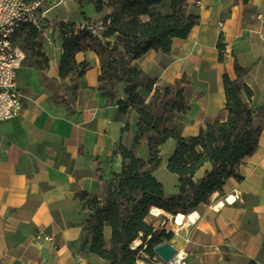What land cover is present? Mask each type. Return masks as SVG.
<instances>
[{"label": "crops", "instance_id": "0c3cea01", "mask_svg": "<svg viewBox=\"0 0 264 264\" xmlns=\"http://www.w3.org/2000/svg\"><path fill=\"white\" fill-rule=\"evenodd\" d=\"M171 2L164 0L153 10L166 13ZM56 8L60 10L51 14ZM56 8L46 13L47 18L84 21L75 0H64ZM84 12L97 21L110 10L98 13L89 4ZM190 12L200 21L186 40H174L169 55L151 51L134 66L157 79L160 86L191 73L203 79L211 72L215 89L203 81V98L197 109L211 121L226 117L225 100L217 111L213 98L215 91L225 96L223 75L234 79L237 61L250 69L242 82L254 92L250 105L262 124V134L257 150L239 166L241 180L229 179L222 194H214L208 204L196 208L201 220L189 234L181 231L182 238L188 235L189 244L180 237L171 243L187 252L188 264H264V0H191ZM221 33L230 47L223 61L218 49ZM56 51L45 72L54 85L34 84L26 94L20 87L21 117L0 123V264H109L82 248L90 211L76 194L104 193L105 182L122 167V157L117 154L122 129L129 117H138L132 112L121 115L103 96L98 81L100 62L93 51L77 55L78 62L87 61L91 68L79 81L73 114L65 105L54 104L58 87L64 90L76 83L75 79H59L62 43ZM192 106L190 103V109ZM123 143L127 144L124 138ZM234 191L240 193L234 205L213 210ZM110 234L108 228V239Z\"/></svg>", "mask_w": 264, "mask_h": 264}, {"label": "trees", "instance_id": "16d2710c", "mask_svg": "<svg viewBox=\"0 0 264 264\" xmlns=\"http://www.w3.org/2000/svg\"><path fill=\"white\" fill-rule=\"evenodd\" d=\"M84 21L101 23L98 35L82 32L75 35L76 22L53 20L55 30L62 40L59 79L76 83L63 92H55L54 104L65 105L73 114L80 89L79 81L90 70L89 62H78L79 53L93 51L99 58L100 91L121 115H137V127L130 145L123 143L117 154L122 157L120 172L112 174L106 182L102 197L87 192L77 193L86 201L90 211L85 221L82 248L89 249L109 264H136L137 251L130 248L143 235L146 253L154 256V247L171 241L172 234L155 229L148 221L151 210L159 208L166 214H188L201 204H208L216 193L222 194L226 182L235 178L242 160L258 148L262 124L250 105L254 92L242 80L250 73L237 61L235 78L223 75L226 117L215 118L195 135L184 136L169 127V123L190 110L186 75L167 86H160L157 79L134 66V62L151 51L169 55L174 40H186L200 17L190 12L191 0H172L166 13L154 7L164 0H75ZM93 5L98 13H110L92 21L84 12L86 5ZM25 34L20 45L37 59L49 61L43 51V36L29 24L20 27L17 35ZM220 61L225 57L223 34L218 43ZM122 96H119V85ZM129 130V123L122 135ZM174 141V151L167 164L168 171L177 176L179 190L166 195L163 185L154 172L162 164L161 147ZM146 144L149 160L140 156ZM110 228V238L107 229ZM151 236L150 240H147Z\"/></svg>", "mask_w": 264, "mask_h": 264}, {"label": "built area", "instance_id": "2783aa9c", "mask_svg": "<svg viewBox=\"0 0 264 264\" xmlns=\"http://www.w3.org/2000/svg\"><path fill=\"white\" fill-rule=\"evenodd\" d=\"M63 1L64 0H0V123L21 117L23 111V94L18 84V75L27 59V53L16 42L18 30L21 26L29 24L37 28L43 38L51 41L56 30L53 20L47 18L46 13L50 9L61 5ZM101 26V23L88 21L78 22L75 28V35L87 31L96 36ZM229 53L230 47L228 44H225V54ZM239 199L240 193L234 191L233 194L218 202L216 206L213 207V210L219 211L225 205L232 206ZM150 214L155 215L153 209ZM178 217H182L183 222L181 225L177 223ZM169 219L174 221L171 227H166V223L163 222L161 226L153 225L154 228L162 230L168 235L172 234L173 238H182L181 231L185 230L189 234L192 229L197 226L198 222L201 220V216L195 209L188 214L171 215ZM142 237L143 235L140 234L138 239L140 244H137L136 240L130 246L132 250L137 251L136 264H188L187 252L183 249L176 248L171 241L164 242H170L176 248L177 253L168 262L163 261L155 252L154 256L147 255V244H143ZM44 239L52 241L51 237H44ZM150 239L151 236H148L147 240ZM182 239L185 244H189L190 239L188 235Z\"/></svg>", "mask_w": 264, "mask_h": 264}, {"label": "rangeland", "instance_id": "374dc122", "mask_svg": "<svg viewBox=\"0 0 264 264\" xmlns=\"http://www.w3.org/2000/svg\"><path fill=\"white\" fill-rule=\"evenodd\" d=\"M62 6H64V4ZM58 10H60V8H56L51 14L56 13ZM25 36H26L25 34L17 35L16 42L19 45H22V41L25 38ZM59 43H62V40L60 34L57 32L55 33V35H53L51 41L44 38L43 51L46 59H48L49 62L50 59L54 58V55L57 52L56 48L58 47ZM35 70H38L39 73L38 77L36 75ZM47 70L48 68H46V63L44 59H37V57L34 56L31 52H27V59L24 62L23 68L21 69L18 78V82H19L18 84L20 85L22 92L26 94L29 88L34 84L36 86L47 85L49 87H52L54 85L53 81L50 80L45 75V72ZM188 79L190 81V85L187 87V96L190 99V102L193 106L186 115H179L169 123V127L178 131L180 134L184 136L196 134L198 130L204 126V124L210 123L212 121L206 119L205 116L202 114V111L201 110L197 111V109L200 108V104L198 101H200L203 98V90H204L203 89L204 87L202 86L203 81L206 80L207 82H209L210 85L208 86V88L211 87L212 89H215L216 86V79L209 71L206 72L205 78L203 79L199 78L198 76L192 73L188 75ZM122 86L123 84H120L118 87L119 96H122ZM220 88L223 93L222 85L220 86ZM58 90L60 92H63V88L61 87H58ZM215 93L216 95L213 98V104L216 110L219 111L220 107H223L225 96L224 93L222 97L219 96L218 91H215ZM221 117H223V114L221 115ZM128 123H129V130L126 134H124L123 137L127 141L126 145H130L128 144L130 142L128 141V139L132 137V134L134 133V129L135 127H137V118L135 116L129 117ZM174 145L175 143L172 140H170L164 146L161 147L160 157L162 160V164L160 168L154 172V176L156 177V179L163 185L166 195L177 193L179 190V182L177 176L171 174L167 169L168 160L174 151ZM140 156L144 160H149V151L146 144L142 146L140 150ZM111 163H114V160H112ZM97 196L102 197L103 194ZM155 216L156 215L151 214L148 219V221L152 223L154 226H161L163 222H165L166 227L169 228L171 227V224L174 223L173 220L169 219L165 215H161L158 217ZM146 254L149 255L148 253Z\"/></svg>", "mask_w": 264, "mask_h": 264}, {"label": "water", "instance_id": "95a60500", "mask_svg": "<svg viewBox=\"0 0 264 264\" xmlns=\"http://www.w3.org/2000/svg\"><path fill=\"white\" fill-rule=\"evenodd\" d=\"M154 252L165 262L171 260L177 253L176 248L170 242H164L154 248Z\"/></svg>", "mask_w": 264, "mask_h": 264}, {"label": "bare ground", "instance_id": "6f19581e", "mask_svg": "<svg viewBox=\"0 0 264 264\" xmlns=\"http://www.w3.org/2000/svg\"><path fill=\"white\" fill-rule=\"evenodd\" d=\"M153 211H154V213H155L156 216H161V215L166 214L163 210H161V209H159V208H153ZM167 215H168V214H167ZM182 222H183V221H182V217H178V219H177V223H178L179 225H181ZM136 243H137V244H140V241L137 240Z\"/></svg>", "mask_w": 264, "mask_h": 264}]
</instances>
